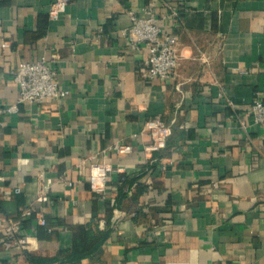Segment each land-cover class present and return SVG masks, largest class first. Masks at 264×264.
Returning <instances> with one entry per match:
<instances>
[{
    "label": "crops",
    "instance_id": "1",
    "mask_svg": "<svg viewBox=\"0 0 264 264\" xmlns=\"http://www.w3.org/2000/svg\"><path fill=\"white\" fill-rule=\"evenodd\" d=\"M53 1L0 0V108L17 100L23 60L46 55L68 90L0 114V264H264V124L251 113L264 0H70L56 20ZM150 4L178 36L173 78L145 77L147 47L131 50L124 32ZM153 117L171 128L155 163L143 150ZM93 162L112 166L105 197L90 188ZM41 170L63 179L48 225L28 216V247H7V219L35 200Z\"/></svg>",
    "mask_w": 264,
    "mask_h": 264
},
{
    "label": "built area",
    "instance_id": "2",
    "mask_svg": "<svg viewBox=\"0 0 264 264\" xmlns=\"http://www.w3.org/2000/svg\"><path fill=\"white\" fill-rule=\"evenodd\" d=\"M70 0H54L49 15L52 19H59L68 8ZM130 25L124 30L128 35L131 50H139L142 46L147 47V56L142 63L143 75L148 78H173L180 60L178 36L163 27L162 16L157 12L154 4H150L143 9L142 15L130 12ZM4 47H10V41L3 42ZM239 69V68H238ZM242 72L245 70L240 69ZM12 76L19 86V93L16 102L0 108V114L5 112H16L19 104L23 102H43L47 99H60L67 95L68 90L61 87L55 71L50 66L46 55L41 56L36 61H21L12 71ZM252 117L258 124H264V98H255L252 104ZM2 121L0 120V129ZM145 130L149 140L144 144L143 150L151 163H155L158 158L155 156L161 152L171 134V128L160 117H153L147 120ZM138 134H134L137 136ZM112 148L119 153H132L133 145L130 143L116 142ZM112 166L106 162H93L90 169V188L98 195L105 197L108 191V177ZM117 170L125 173L124 167ZM4 176L0 174V180ZM41 189L35 200L30 204L21 207L16 218H8L6 222V236L4 245L7 247L16 246L25 250L29 245V238L24 231L23 222L28 216L35 214L37 224L48 225L47 217L42 212V208L50 201V192L55 184L63 181L48 175L41 170L38 173ZM122 176L120 182L125 181ZM69 185L74 182L68 180ZM16 193L22 191L20 186L14 188ZM51 229V228H50Z\"/></svg>",
    "mask_w": 264,
    "mask_h": 264
},
{
    "label": "trees",
    "instance_id": "3",
    "mask_svg": "<svg viewBox=\"0 0 264 264\" xmlns=\"http://www.w3.org/2000/svg\"><path fill=\"white\" fill-rule=\"evenodd\" d=\"M122 176H125L126 177V179H125V181H123L122 183H125L126 181H127V176L126 175H122ZM99 233H101V232H99ZM79 254H85V252H82V253H79ZM35 261V260H34ZM48 261V260H47ZM48 263H50V264H56V260H51L50 261V259H49V261H48Z\"/></svg>",
    "mask_w": 264,
    "mask_h": 264
}]
</instances>
